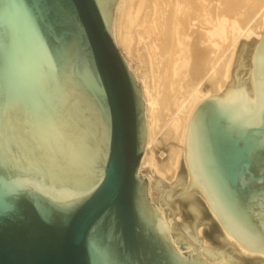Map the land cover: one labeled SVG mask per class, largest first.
<instances>
[{
	"label": "water",
	"instance_id": "95a60500",
	"mask_svg": "<svg viewBox=\"0 0 264 264\" xmlns=\"http://www.w3.org/2000/svg\"><path fill=\"white\" fill-rule=\"evenodd\" d=\"M120 1L0 0V264H264L225 237L264 255V34L191 117L194 200L184 161L159 211L141 174L143 89L113 34Z\"/></svg>",
	"mask_w": 264,
	"mask_h": 264
},
{
	"label": "bare ground",
	"instance_id": "6f19581e",
	"mask_svg": "<svg viewBox=\"0 0 264 264\" xmlns=\"http://www.w3.org/2000/svg\"><path fill=\"white\" fill-rule=\"evenodd\" d=\"M227 10L229 11L227 12ZM257 15H259V19L255 22ZM254 22L256 23L255 25ZM113 29L116 43L119 47L121 45L124 48L122 52L127 59H134L133 56L136 55L134 53L136 51L139 52V47H136L139 42L135 44V33L140 36V38H138L139 36L136 38L145 45L146 51L142 50L147 55L146 61L142 58L143 56H140L142 61L140 60L141 63L138 61V64L142 65L144 61L147 64V68H149L148 71L150 70L151 72L154 71L153 69H158L159 71L160 66L165 67V77L169 78L168 81L172 88L170 92L174 93L175 86L172 87L173 85H177L179 91L185 88L183 93L180 92L182 94L180 96H185V100H180L182 97L175 95L180 98L177 99L179 102L178 106L175 103L177 100L171 101L177 106L175 111H179L177 117L173 120V127L179 134H177V140L180 138L179 141L183 146L181 155H183L188 167L189 181L187 183L183 180L185 190L194 200V190L196 188L192 181L187 156V140L190 135L191 117L201 102L216 96L223 99L224 95L230 90L232 81V79L230 80V72L234 64L238 44H240L242 39L246 41L251 39L260 40L264 34V0H121ZM226 45L232 48V52L228 50L231 54L229 53L230 56H228L227 60L225 59L222 62L221 58L223 55L221 52ZM244 47H246V44ZM129 62L127 63L133 71ZM162 71L160 70L159 72ZM133 73L143 89L146 102L148 141L141 172L145 166L150 165L163 178L164 174L158 170L154 157L150 155L155 139V128L157 127V105L148 91V82L141 80V77L134 71ZM206 80H209L211 84L209 90L203 92L202 88H204L203 85ZM170 92L168 93L172 97L173 93L171 94ZM174 155H177V153ZM171 159L175 160V158ZM178 164L179 158H176L173 166L177 167ZM175 171L176 168L174 173ZM179 178H175L176 180L173 183L161 186V182L157 181V183H154L153 177L148 176L150 196L159 211V202H155L153 199L154 190L158 191L157 187L174 190ZM161 225L170 234L173 241L176 242L172 234L173 226L172 228L169 226L167 215H162ZM222 229L225 232L223 227ZM225 237L232 246L234 253L264 258L262 254L251 253L241 247L237 237L227 234H225ZM188 248L191 250L197 249L190 244H188Z\"/></svg>",
	"mask_w": 264,
	"mask_h": 264
},
{
	"label": "rangeland",
	"instance_id": "374dc122",
	"mask_svg": "<svg viewBox=\"0 0 264 264\" xmlns=\"http://www.w3.org/2000/svg\"><path fill=\"white\" fill-rule=\"evenodd\" d=\"M228 11L229 10H227V12ZM229 14L231 15L230 12H229ZM255 18L256 19L254 21L256 22V20L259 19V15H257ZM255 22H254V25L256 24ZM113 27H114V23H113ZM113 34H114V29H113ZM134 36H135V39H136L135 40V44H137L139 42L137 44V46H136L137 48L139 47V52L136 51L134 53V54H136V55L133 56L134 59L133 58L132 59L131 58L127 59L124 56L123 52H122V49H124V48H122L121 45H120V47H121L120 48L118 46V44H117V46H118L119 50L122 52V54L125 57L126 61L128 60L127 62H129V60L131 59V61L129 63L131 64V67H132L133 71L135 73H137L139 75V77H141V80H145L146 82H148L147 83L148 91H149L150 95L152 96V98H154V102L157 105L156 106V108H157L156 109V117H157L156 125H157V127L155 128L156 129L155 130L156 133L154 135L155 139H154V142L152 144L150 155L154 157L155 163L158 165L157 167L159 168L158 170L161 171V173L165 175V176L163 175V178H165V179H163L162 176H160L157 173V171L155 169H153L150 165L149 166H145L143 168V171L141 172V174L144 175L147 178H148V176H152L153 179H154L153 180L154 183H157V181H159V182L162 183L161 186H165L166 184L168 185L169 183H173L176 180L175 178H179L181 176L183 178V176H184L183 175V163H184L183 161H184V159H183V155H181L183 146L181 145V142L179 141L180 138H179V140H177L179 134L176 132V129H174V127H173V120H174L175 117H177V114L179 113V111H175V110H177L176 108H177V106L179 104L177 99H180V98H177V97L182 95L181 93L184 92L185 88L181 89L182 91H179V87L177 85H173L172 87L175 86L174 93L170 92L172 88H171V86L169 84V81H168L169 78L165 77V73H166L165 67L163 68L162 66L159 65L160 66L159 67V71L163 70L162 72H159L158 69H153L154 70V71L152 70L153 72H151L150 70H149L150 72L148 71L149 68H147V64L144 62V61L147 60V55L145 54L146 50L144 48L145 45H143L142 42H140V40L138 39V38H140L139 35H138L139 36L138 37L137 34L134 33ZM136 37H138V38H136ZM257 40H259V39H251V40H248V41L242 39V41H240V44H238V46H237L238 48L236 49V55H235L234 64H233V67L231 68L230 80L232 79L234 68L236 66V63L238 61V58L240 56L241 50L244 47V45L245 44H246V46H247V44H248V46L255 45ZM230 48L226 45V47L222 50V52H221V54L223 55L222 58H221L222 62L225 61V59L227 60L228 56H230L229 53L231 54V52H232V48L231 49ZM142 49L145 50V51H143ZM228 50H230L231 52L228 51ZM141 51H142V53H141ZM140 56H143L142 58L144 59V61L142 62V65L140 64L141 63L140 60L142 61ZM136 57H138V58H136ZM135 60H137V61H135ZM138 61L140 62L139 63L140 65L138 64ZM161 68H163V69H161ZM164 69H165V71H164ZM160 73H162V74H160ZM210 84H211V82L209 80H206L204 82V85H203L204 88H202L203 92H206V90H209ZM168 92H170L171 94L173 93L174 95L172 94V97H171V95ZM175 95H177V97ZM180 97H182L180 100H183L185 98V96H180ZM170 98H171V100H170ZM173 98H175V99H173ZM173 100H175V101L177 100L175 102L177 106L175 105V103H172V102H174ZM176 153H177V155H174ZM173 155H174V157H173ZM179 155H180V157H178ZM175 156H177V157H175ZM171 158H175V160H176V158H179V164L177 165V167L173 166L175 160H173ZM170 160H171V162H170ZM172 162H173V164H172ZM166 166H168V167H166ZM175 168H176V171L174 173ZM152 170H153V172H152ZM153 199L155 200V202H159L158 191H156V190H154ZM167 218L169 220V226H171V228L173 226L172 234L174 232V226H175L177 228L179 237H181V239H184L185 241H187L185 236H184V233H183V231H182V229H181V227H180V225H179V223H178V221H177V219L175 217V215L174 214L171 215V216L167 215ZM247 257H249V256H247Z\"/></svg>",
	"mask_w": 264,
	"mask_h": 264
}]
</instances>
